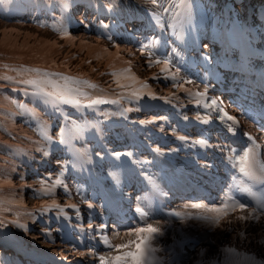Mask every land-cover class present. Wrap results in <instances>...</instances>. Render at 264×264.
Wrapping results in <instances>:
<instances>
[{
	"label": "bare ground",
	"instance_id": "1",
	"mask_svg": "<svg viewBox=\"0 0 264 264\" xmlns=\"http://www.w3.org/2000/svg\"><path fill=\"white\" fill-rule=\"evenodd\" d=\"M22 1L24 0H0V22L6 24L0 28V37H3V42L0 43L1 68L13 71L19 62H27L44 65L52 70H64L68 68V71L72 73L79 71L76 74V78L78 79L79 76H81V71L95 75L102 68L105 69L108 67L112 56L109 51L102 53L105 57L103 62L89 61V58L96 57L88 53L89 49L102 47L103 43L101 41L93 40L86 34L79 33L78 30L67 29V22H70L68 20L69 14H76V11H79L80 8L84 6L81 3L82 1L85 3L86 1L94 0H62L64 3L68 1L71 7H69V11L64 9L62 14L59 15H57V8L52 9L47 4L53 3L55 0H27L29 3L38 1L39 3L36 5V8L38 13L41 14L35 15L24 9V16L22 18L24 19L23 23L16 25L9 20H12L11 15H16L13 14V11L9 12V8L12 5L21 4ZM184 1H187V4L183 7L181 4L184 3ZM106 2L117 8L122 6L125 12H128L130 15L136 14L138 10H156L161 14V17L168 22V25L171 23L178 25V22L180 23V21H182V14L186 13L183 16L186 17L183 33L191 30L190 33H193V36L195 34L192 23L195 16L199 14V11L198 6L194 4V0H183V2L182 0H167V3L163 4V7L169 8V11L166 13L162 12L159 5L153 6L147 3L146 0H106ZM86 6L87 9H90V7L95 6V4H91L90 2V4ZM170 6L177 10L176 17ZM27 12V15L31 17H37L40 23L39 29L36 28V30H34L29 27L34 24L31 23L32 20L26 16ZM44 17L47 19L50 18V20L54 19L56 23L52 24V26L49 22V24L44 23ZM196 26H198V24H196ZM203 29L205 31H210L212 28L204 26ZM59 34H65V40L60 38L58 36ZM216 38L223 40V38L220 37ZM136 53L143 56L142 51ZM52 55H55L58 59L54 61L50 60ZM10 58L14 60L6 61ZM140 64L141 62L139 61L137 65ZM5 65L8 67H5ZM145 70L140 72L141 76L148 75V71H146V73L143 72ZM108 78L109 80H106L104 77V80L110 84H116L117 81L112 79L110 75H108ZM8 93L7 91H0V100L2 97H5L3 100L4 106L0 109V115L8 116L3 122L6 123V127L10 129L7 131L0 126V231L26 229L29 234L24 231L22 235L24 237L30 236V239L36 242L39 241V236L34 230L40 233L43 226L51 224L55 217L58 218L57 223H62L63 219L59 214L62 209L76 212L77 210L85 209L87 206L86 202L82 199L70 197L69 195H67V197L64 196L65 194L60 187L53 189L57 182V179L52 174L53 169L48 170L42 166L39 167V169L35 167L28 169V163L36 159L31 153V150L28 149L29 146H37L35 148H38L41 147L43 143V141L34 135L35 132L37 133L34 122L37 123L38 127H47L48 137H51L50 140L53 139V136L49 134V131L53 133L57 130L54 121H61V123H58L60 125L59 130L60 133L65 132L66 137L67 133L71 132L73 123L69 120L70 116L60 115V119H56L52 112H44V109L38 110L36 107L32 106V104L23 103L26 107L21 108L18 106L20 102H17L16 105H14V111L11 112L13 104L11 105ZM42 111L48 120L42 117ZM20 112L23 113V116ZM237 113L239 112L237 111ZM237 113L234 112L236 117L232 120L226 119V126L223 129H219L223 132L221 136L217 137L215 135L209 140L205 139L206 144H201L198 143V141L204 140L209 132L203 136L196 135L193 137L191 143L195 148H178L175 151V156L177 155L182 159H196L199 157L197 161L190 162L187 172L181 176V179H192V174H196L194 178L199 179L200 173L203 171L206 172L208 165L213 168L215 163L220 159L225 166L229 165L226 158L229 153L227 151V139L231 140L232 132L236 139L237 135L235 132L239 133V131H241L244 133L249 128V124L246 120ZM88 121V119H85L81 121V123L84 124ZM218 122L220 125L223 123L219 119L217 123ZM78 134V136H84V134L80 132ZM224 134H226L225 137H223ZM89 137H91L94 142L98 140V137L95 135ZM45 140L49 139L46 138ZM236 140L239 141L238 139ZM106 143L107 146L105 149L97 150L96 152H105V155L108 157H116L117 151L112 146V139L110 137ZM83 144H86V141H84ZM149 144L150 142H146L147 146H149ZM12 146H17V150L14 153L10 151ZM38 151L39 154L43 153L41 150ZM75 152V149H72V158H74L75 162L84 163L82 159H80V155L74 154ZM214 152H218L220 158L214 156ZM216 157L218 159H216ZM117 160L119 159L112 160V162L116 163ZM120 160L125 161L126 159ZM39 164H43L42 159L39 160ZM86 166L81 170V174L87 183L85 190L88 191L93 189L87 182L88 178L85 173H87L88 170ZM18 167L24 168L19 169ZM36 172H41L42 174ZM207 172L210 171L208 170ZM154 173V178H156L157 171ZM178 175H180V173ZM32 176L43 180V184L46 183L45 180H48L52 192L54 194L58 193L59 195L53 198H47L37 197L29 193L25 186L33 182L31 179ZM173 177L174 181L179 179L174 173H170L168 178L171 179ZM71 179L72 177H69L70 181L66 183L64 189H67ZM169 179L164 180L165 185L167 182H170ZM196 203L201 204L202 202ZM186 205L183 203L167 210L166 217L170 219L169 221L171 222L166 221V223L156 222L154 225L151 224L153 227L159 228L160 232L151 234L149 240L142 246V255L140 257L141 264H209V262H212V264H225L226 253L224 249L227 248H233L238 253H243L245 256L252 257L258 264H264V242H262L264 241V215L257 216L256 218L248 210H245L243 213L237 210L229 214L228 217L222 218L219 223H214L204 219V217L207 216L206 214H200L199 216H197V214L195 215V212H197L195 209L190 210V212L194 214L193 217L185 216L187 212L186 208H192L191 205ZM212 206L214 205L210 207ZM43 209H48L51 212L49 215L54 217H43L42 214H37ZM175 213H179L180 215H175ZM248 213H251L252 219L239 220L236 218L239 215H247ZM215 215L216 213H208V216ZM149 224L150 223H145L142 227H147ZM130 230L131 229H128L127 232L119 234L116 244L109 247V249H115L104 253L103 257H113L115 255H121L123 252L135 251L137 237L134 233L129 235L128 233ZM241 233H243V235H241ZM3 237L10 239V237L6 235H3ZM130 241L132 243H130ZM20 242L21 240H17V243ZM121 244H127L129 246L117 250L116 246ZM166 246L169 248L168 251ZM157 247L161 254L152 251V249ZM171 247H173V249ZM202 249L204 250L203 256L201 255ZM21 250L31 251L25 249L24 246L21 247ZM40 251L43 253L42 255L46 254L53 256L54 254H60L62 258L68 260H72L74 257L71 251L55 243L42 245ZM100 257L102 256L100 255ZM100 257L91 258L93 264H99ZM130 262L132 261L130 260ZM25 264H31V262L27 261ZM109 264H111V261H109Z\"/></svg>",
	"mask_w": 264,
	"mask_h": 264
},
{
	"label": "snow or ice",
	"instance_id": "2",
	"mask_svg": "<svg viewBox=\"0 0 264 264\" xmlns=\"http://www.w3.org/2000/svg\"><path fill=\"white\" fill-rule=\"evenodd\" d=\"M147 3L157 6L159 5L162 12H168L169 8L163 7L164 3H167V0H146ZM183 2V0H182ZM81 23H84V21H80ZM145 48L148 47V45L144 46ZM143 52V49H141ZM159 63V62H158ZM165 68L167 67L168 61L165 60L164 62ZM5 67H8L5 65ZM165 68H162L161 71H164ZM27 71V70H26ZM31 71L35 72L36 75L33 78H23V79H16L14 82L18 85H23L24 87L20 88H13L12 91H21L24 92L26 95L30 94L36 97H39L42 99V102L44 104L51 103L53 107H55L56 111H60V109L56 106L58 105H68L75 108L80 107H86L91 108L94 105L104 103L102 100H90V102L87 105H82L81 101L77 98L78 95H84V93L80 89V84L82 83L79 79L74 78L71 75H66L63 73H49V72H43L41 73L40 69H32ZM53 76L59 77L60 80L63 81V83H59L58 80L52 79ZM13 78L11 76H0V81H12ZM84 84H87L89 88H95V84H90L88 81H83ZM5 87V85L0 84V88ZM133 95H137V93L133 92ZM13 103H17L15 100ZM19 107L24 108L26 107L22 102L18 104ZM211 106H216V101L213 100L211 102ZM219 112H222L223 109H218ZM227 119L232 120L233 117L228 116ZM204 123H207V121H204ZM48 139H51V137H48ZM181 140L184 139V137L180 138ZM198 143L206 144L205 140H200ZM119 157V153L116 154ZM249 153L245 152L242 157L239 158L240 162V171L245 175L249 176L251 175L250 171V165H249ZM59 183V181H57ZM243 191H248V189H243ZM231 200V197L228 198ZM91 207V205H89ZM193 209H202L204 206L198 203H194L191 205ZM228 204H224L222 208H209L206 211L209 213H216L215 216H205L204 219L210 220L214 223H219L220 220L224 217H228V211L226 210L228 208ZM262 208H264V204L261 205ZM236 209H239L240 212H245L246 210V204L241 203H233L232 205V211L235 212ZM135 212L140 214L141 216H147L148 213L145 209L141 207H136ZM175 215H180L179 213H175ZM239 220H246V219H252L251 213H248L247 215H239L236 217ZM89 227H93L91 224ZM106 228V225L101 224L99 226V230L103 231ZM160 232V229L157 227H153L151 224L147 225V227H132L129 235L135 234L137 237V241L135 242V251H127L123 252L121 255H115L113 257H100L99 258V264H109V261H111V264H127L128 260L131 259L132 264H141L140 257L142 255V246L145 244L146 241L149 240L151 234H157ZM243 235V233H241ZM264 242V241H262ZM130 243H132L130 241ZM129 245L127 244H121L117 245V250L127 248ZM224 252L226 253L225 256V264H258V262H255L252 257L245 256L243 253L236 252L233 248H227L224 249ZM204 250H201V255L203 256ZM209 264H212V262H209Z\"/></svg>",
	"mask_w": 264,
	"mask_h": 264
},
{
	"label": "rangeland",
	"instance_id": "3",
	"mask_svg": "<svg viewBox=\"0 0 264 264\" xmlns=\"http://www.w3.org/2000/svg\"><path fill=\"white\" fill-rule=\"evenodd\" d=\"M206 1V3L207 4H209V2L207 1V0H205ZM22 5H25V3H21ZM67 4H69L68 2H67ZM205 10L207 11V13H209V15H213V11H212V6L211 5H208V6H205ZM12 10L9 8V12H11ZM27 17L29 18V19H31V20H34V21H31V23H33L34 25H30L29 27L31 28V29H34V30H36V28L37 29H39V25H40V23H39V20L37 19V17L36 16H34V17H31V16H29V15H27ZM12 23H15L16 25L17 24H21V23H23V20L24 19H21V18H14V19H9ZM8 21V20H7ZM44 22L45 23H47V19H45L44 20ZM6 24H4V23H2V22H0V28L2 27V26H5ZM2 39H3V37H0V43H2L3 41H2ZM25 49V48H24ZM58 58H56V56L55 55H52L51 57H50V60H57ZM14 59L13 58H10V59H8V60H6V61H13ZM1 67V66H0ZM140 67V68H139ZM139 67H137V68H135V70H134V72L137 74V73H140V72H142V70H145V69H143V66H139ZM4 69V68H3ZM139 69V70H138ZM68 70V68H66V69H64L63 71H67ZM146 71H148V70H145V71H143V72H145L146 73ZM77 72H79V71H77ZM126 72H127V69H124V76H126L125 74H126ZM4 75H7V76H11L12 78H13V80H15L16 79V77H17V79H23V78H28V75H27V72H23V71H20V70H16V71H12V70H10V72L9 73H7V72H5V73H3ZM112 75L114 76V77H116V78H118V79H120L121 81L123 80L122 79V73L119 75V76H117L116 74H113L112 73ZM105 78H106V80H109V78H108V75L107 76H105ZM56 80H58L57 78H56ZM8 82V81H7ZM58 82L59 83H63V82H61V81H59L58 80ZM23 86V85H22ZM24 87V86H23ZM80 87V89H81V91L83 92V93H85V95L86 96H95V97H99V93H98V89L97 88H94V89H91V88H88V87H82V86H79ZM17 96L18 97H20L21 95L20 94H17ZM2 100H1V106H4V103H2L3 102V100L5 99V97L3 98H1ZM79 100H80V98H78ZM86 110V109H85ZM37 134V133H36ZM35 135V134H34ZM35 137H36V135H35ZM37 137H38V134H37ZM21 138H24V137H21ZM39 138V137H38ZM10 151H12V150H10Z\"/></svg>",
	"mask_w": 264,
	"mask_h": 264
}]
</instances>
